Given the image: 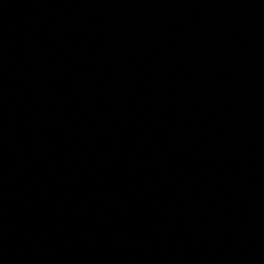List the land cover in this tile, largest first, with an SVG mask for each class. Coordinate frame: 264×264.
I'll list each match as a JSON object with an SVG mask.
<instances>
[{"label": "water", "instance_id": "obj_1", "mask_svg": "<svg viewBox=\"0 0 264 264\" xmlns=\"http://www.w3.org/2000/svg\"><path fill=\"white\" fill-rule=\"evenodd\" d=\"M0 264H264V0H0Z\"/></svg>", "mask_w": 264, "mask_h": 264}]
</instances>
